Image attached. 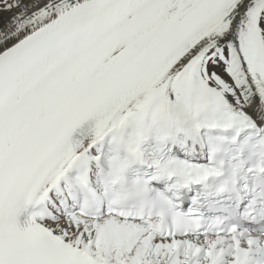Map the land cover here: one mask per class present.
Returning a JSON list of instances; mask_svg holds the SVG:
<instances>
[{
    "label": "snow or ice",
    "instance_id": "snow-or-ice-1",
    "mask_svg": "<svg viewBox=\"0 0 264 264\" xmlns=\"http://www.w3.org/2000/svg\"><path fill=\"white\" fill-rule=\"evenodd\" d=\"M0 264H264V0H0Z\"/></svg>",
    "mask_w": 264,
    "mask_h": 264
}]
</instances>
